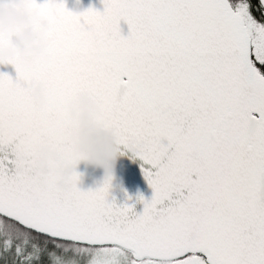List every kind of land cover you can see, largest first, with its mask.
Returning a JSON list of instances; mask_svg holds the SVG:
<instances>
[{"label": "snow or ice", "instance_id": "1", "mask_svg": "<svg viewBox=\"0 0 264 264\" xmlns=\"http://www.w3.org/2000/svg\"><path fill=\"white\" fill-rule=\"evenodd\" d=\"M103 3L32 0L47 55L0 62L17 73H0V264H264V0ZM83 93L151 166L142 214L109 202L110 181L85 192L74 173L62 190L58 171L32 170L42 145L54 169L81 159L69 108Z\"/></svg>", "mask_w": 264, "mask_h": 264}, {"label": "clouds", "instance_id": "2", "mask_svg": "<svg viewBox=\"0 0 264 264\" xmlns=\"http://www.w3.org/2000/svg\"><path fill=\"white\" fill-rule=\"evenodd\" d=\"M0 62L21 59L32 63L47 55L50 40L48 38V21L32 8V0H0ZM47 84L40 82L32 92V103L37 110L47 106ZM100 112L97 100L90 94L83 93L77 97L69 108V117L74 127L71 140L81 159L74 167L54 169L53 164L59 155L51 147L42 145L38 150L33 171L38 178L47 177L58 171L61 177L58 187L66 189L68 181L81 162L89 167L103 171V180L112 184L117 162L122 155V148L132 152L131 146L126 148L113 131L96 122ZM28 163L27 157L21 158Z\"/></svg>", "mask_w": 264, "mask_h": 264}, {"label": "water", "instance_id": "3", "mask_svg": "<svg viewBox=\"0 0 264 264\" xmlns=\"http://www.w3.org/2000/svg\"><path fill=\"white\" fill-rule=\"evenodd\" d=\"M48 0H37V3L44 4ZM67 9L75 14L84 13L90 9H95L103 13V0H61ZM121 31L123 35L129 34V27L125 22H121ZM0 73L10 76L13 80L17 79L15 67L11 64H0ZM143 160L137 157L133 152L122 148V155L119 158L114 178L109 192V202L123 208L125 205L131 206L135 213L142 214L144 204L140 201V197L151 201L154 192L144 176L142 169H149ZM153 172L156 169H152ZM77 173L80 175V183L78 187L82 191H95L104 184V173L100 169L89 167L84 162H81L77 168ZM173 199H177L173 195ZM170 201L165 202V206L169 205Z\"/></svg>", "mask_w": 264, "mask_h": 264}]
</instances>
